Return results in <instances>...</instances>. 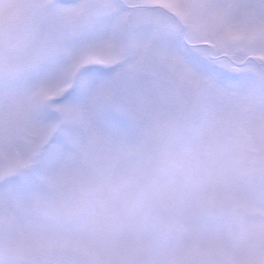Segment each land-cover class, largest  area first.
Wrapping results in <instances>:
<instances>
[{"label": "snow or ice", "instance_id": "1", "mask_svg": "<svg viewBox=\"0 0 264 264\" xmlns=\"http://www.w3.org/2000/svg\"><path fill=\"white\" fill-rule=\"evenodd\" d=\"M0 264H264V0H0Z\"/></svg>", "mask_w": 264, "mask_h": 264}]
</instances>
